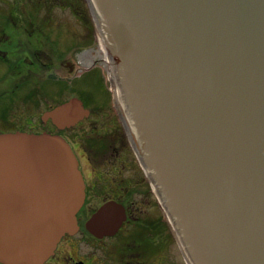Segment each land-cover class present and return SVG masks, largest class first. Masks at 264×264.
I'll return each mask as SVG.
<instances>
[{"label":"water","instance_id":"95a60500","mask_svg":"<svg viewBox=\"0 0 264 264\" xmlns=\"http://www.w3.org/2000/svg\"><path fill=\"white\" fill-rule=\"evenodd\" d=\"M128 135L189 264H264V0H88ZM119 88L120 94H117ZM90 113L46 110L59 128ZM85 181L67 139L0 132V262L45 264L79 229ZM122 203L86 221L115 234Z\"/></svg>","mask_w":264,"mask_h":264},{"label":"rangeland","instance_id":"374dc122","mask_svg":"<svg viewBox=\"0 0 264 264\" xmlns=\"http://www.w3.org/2000/svg\"><path fill=\"white\" fill-rule=\"evenodd\" d=\"M28 1V12L38 14H32L28 20V65L25 66L28 81L23 92L19 89L14 92L10 90L18 80V74L12 72L7 81H0V124H5V131L40 133L51 128L50 132H55L57 129L51 122L43 123V113L72 95L78 96L91 108L92 113L71 128V141L76 144L81 167L88 181L94 180V173L107 172L104 171L107 170L105 160L110 161L116 149H124L120 150L124 152V160L118 166L122 167L127 160L122 175L134 182L132 198L140 201L145 208L139 214L133 210L139 216L137 221L129 222L116 235L100 240L93 237L90 230L84 229L83 233L73 238L78 245L71 246V251L78 253L79 250L78 257L87 256L85 258L90 264H137L138 258H149V264H189L176 232L171 226V232L168 230V219L160 210L156 197L146 190L145 172L123 126L109 61L106 63L101 53H91L98 52L103 33L93 17L88 0H51L49 9L52 10L49 11L44 0ZM40 5L46 7L37 10ZM17 38H20L18 34ZM12 48L9 46L14 54ZM70 60L75 65L71 73L67 64ZM89 69L92 70L87 71ZM51 74H55L64 85L59 83L54 89L49 80ZM36 80L43 82V87L35 85ZM5 107L7 112L4 111ZM80 134L85 135L80 137ZM89 156L97 157V161L91 162ZM110 173L115 174L113 171ZM141 189L145 190L141 193ZM101 192H92L83 214H88L89 209L102 202Z\"/></svg>","mask_w":264,"mask_h":264},{"label":"flooded vegetation","instance_id":"af4514ba","mask_svg":"<svg viewBox=\"0 0 264 264\" xmlns=\"http://www.w3.org/2000/svg\"><path fill=\"white\" fill-rule=\"evenodd\" d=\"M51 0H44V5L47 6L46 10H52L49 9L50 5L49 2ZM71 0H66V2H70ZM29 1L28 0H0V70H2V74L0 75V81H7L9 76L12 74H18V80L13 84L12 88L10 89L12 92L17 91V89L20 90V92H23V89L25 88V85L27 84L28 78L25 76L26 74V65H28V51H27V35H28V20L32 16H37L38 14H35L34 12L30 14L28 12L29 10ZM44 5H40L41 9L43 7H46ZM43 6V7H42ZM64 7V6H62ZM67 7V6H66ZM64 7V8H66ZM51 12V11H50ZM32 31H36L33 29ZM43 32V30H41ZM34 33V32H32ZM31 33V34H32ZM17 34L18 37L17 38ZM9 46H13L12 48L14 50V54H12V50L10 51ZM18 46V47H17ZM69 66V72L71 73L74 70L75 65L72 63V61L67 62ZM92 69H89L87 71H90ZM85 73V72H84ZM83 73V74H84ZM3 79V80H2ZM50 82L54 86V89L56 88L57 85H64V82H61L60 79H57L55 77V74L50 75ZM35 85L38 87H43V82H38V80L34 81ZM60 83V84H59ZM33 84V83H32ZM36 88V87H35ZM53 89V90H54ZM7 91V90H6ZM4 91V94L6 93ZM4 94L2 96H4ZM26 94V93H25ZM85 105V104H84ZM53 107V106H52ZM50 107L49 109H51ZM85 107H87L85 105ZM90 110V113L88 117L91 115V108L87 107ZM6 109V107H5ZM48 110V109H47ZM4 111H8L7 109ZM85 119H81L78 123L70 126H65L62 128H59L58 125H56L52 120L48 119L47 121L43 120V123L46 124L48 122H51L52 126L55 125L56 129L55 132L61 133L66 139L69 141V143L72 145L73 150L75 154L77 155V158L79 160V167L81 169V172L84 177L85 181V201L83 206L81 207L80 211L78 212V223H79V229L77 232L74 234L71 233H66L63 235L61 240L59 241L55 252L53 255H51L45 262V264H90L89 260L85 257H78L80 254L79 250L78 253L71 251V246H77L78 243L73 240V238L79 234L83 233L84 229H87L86 226V221L89 219V217L96 211L98 207H100L102 204H104L107 201L110 200H115L119 203H122L125 207V211L127 214V218L125 221L122 223L121 227L119 230L113 234L116 235L120 231L123 230L124 226L127 225L129 222L132 223L134 221H137L140 212L145 211V208L140 204V201L137 202L136 198H132L131 191L132 189L134 190V182H131L130 180H127L125 177H123V166L124 169L127 167V160L125 159L124 165L119 168L118 163L122 162L123 159V151L124 149H116V153L110 157V161L105 160L104 164L106 165V169L104 171L107 172H97L94 173L92 176V179L94 180L91 182L90 180L88 181L84 170L81 167L79 155L77 153V147L76 144L73 143V140L71 141V128L78 125L80 122H82ZM5 124H0V132L5 131L3 129ZM125 126V125H123ZM50 128V125H49ZM126 131V127H124ZM45 131V130H42ZM48 131V129H47ZM49 131H52L51 128ZM127 132V131H126ZM85 135V134H84ZM83 134H80V137L84 136ZM127 135V134H126ZM93 159H92V158ZM138 158V157H137ZM89 159L91 162L95 163L97 161V157L95 156H89ZM139 163L141 164L140 159L138 158ZM142 166V164H141ZM129 167V165H128ZM143 168V166H142ZM96 169V167H94ZM111 169V170H110ZM144 172L145 169L143 168ZM110 171L115 172V174H111ZM145 179L147 181V188L146 190L148 192H152L151 194L156 197V201L158 203V206L161 211L164 212L166 218L168 219L165 209L162 206L161 201L159 200V197L156 193V190L154 188L153 183L150 181L148 174L145 172ZM142 190L144 191L145 189H141L140 192L142 193ZM102 191V192H101ZM92 192H95V194H99L100 192L103 195V200L102 202L91 209H89L88 214H83V210L86 207L87 201L89 200L90 195H92ZM140 193V194H141ZM137 210V214L134 213ZM158 218V217H157ZM87 219V220H86ZM159 222V221H158ZM154 222V224L158 223ZM152 225V224H151ZM166 225L169 226V232L170 231V222L169 219L167 220ZM163 226H165L163 224ZM166 227V226H165ZM92 234V233H91ZM93 235V234H92ZM112 235H106L104 237H97L93 235L96 239H103L105 237H110ZM138 245V244H137ZM89 255V254H88ZM137 264H149L150 260L149 258L143 259V258H138ZM0 264H4L0 262Z\"/></svg>","mask_w":264,"mask_h":264},{"label":"bare ground","instance_id":"6f19581e","mask_svg":"<svg viewBox=\"0 0 264 264\" xmlns=\"http://www.w3.org/2000/svg\"><path fill=\"white\" fill-rule=\"evenodd\" d=\"M105 38H104V36L102 37V39H101V41H100V45H99V49H98V52H91V53H96V55H98V53L100 54H103L104 56V58L106 59V63H107V61H109V52L107 53V47H106V44H105ZM90 53V54H91ZM94 57V56H93ZM113 77H115L114 75H113ZM118 94H120V92H119V88H118V91H117V96H118Z\"/></svg>","mask_w":264,"mask_h":264}]
</instances>
